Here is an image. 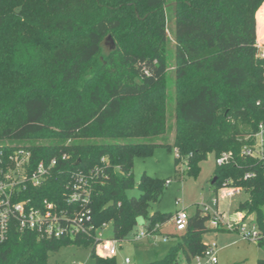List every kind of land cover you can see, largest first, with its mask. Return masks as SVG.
I'll return each mask as SVG.
<instances>
[{
  "label": "trees",
  "instance_id": "trees-1",
  "mask_svg": "<svg viewBox=\"0 0 264 264\" xmlns=\"http://www.w3.org/2000/svg\"><path fill=\"white\" fill-rule=\"evenodd\" d=\"M263 3L0 0V34L17 26L30 63L21 69L7 67L24 81L17 97H0V160L7 166L8 156L19 147L31 151L29 171L41 161L57 159L45 180L27 184L22 198L34 206L48 199L71 213L90 209L95 227L112 222L113 240L122 241L138 230L140 216L150 227L173 215L151 210V203L164 195L167 180L144 174L137 182V156L147 157L159 145L174 147L177 167L186 162L197 173L209 153L231 151L235 159L217 165L212 186L217 191L224 185L244 189L249 199L240 209L255 211L262 223L264 145L262 156L243 155L242 149L256 144L264 124V49L257 44V38L264 43ZM170 19L176 40L175 145L153 142L168 124ZM109 35L116 47L102 61ZM211 75L218 85L210 81ZM51 123L61 129L57 139L37 140ZM250 172L255 175L245 178ZM80 173L87 177L90 197L85 204H68V186ZM135 187L141 193L130 197ZM209 219V213L198 209L189 216L187 228L173 234L175 244L166 256L145 264H193L208 246L202 235L220 229L209 227ZM67 243L92 245L95 264H117L115 256L97 253L92 235L39 238L35 231L22 232L16 221L0 238V264H49V255Z\"/></svg>",
  "mask_w": 264,
  "mask_h": 264
},
{
  "label": "rangeland",
  "instance_id": "rangeland-1",
  "mask_svg": "<svg viewBox=\"0 0 264 264\" xmlns=\"http://www.w3.org/2000/svg\"><path fill=\"white\" fill-rule=\"evenodd\" d=\"M169 18H171V15ZM174 27L175 23L173 19H170L168 23V35L171 42L168 44L166 50L170 64L166 77V86H168L167 102L169 103L168 124L163 135L153 138V142L155 143L166 140L173 145L176 143L177 133V120H175L177 77L175 69L176 40ZM21 35L18 27L15 25H11L6 32L3 31L0 34V97L15 98L22 92L20 89L23 87L22 82L24 81V77L11 75V73H8L7 68L10 64L19 68L23 67V64H30L27 62L29 56H27V51L23 48L25 43L21 41ZM105 42L102 45L100 53L102 61L109 55L110 50ZM257 44L262 50L264 49V43H259L258 39ZM10 60L12 61L7 64V61ZM1 65L3 66L2 68ZM205 75L209 77L210 73L206 72ZM210 79V81H214V84L218 85L217 77L211 75ZM182 96L180 95V97ZM222 111L226 113V108L223 107ZM60 131L61 129L55 123H51L49 130L36 139L40 142L57 139L56 136ZM2 141L9 142L6 139ZM176 152L177 150L174 147L168 148L166 145H159L147 157L137 156L135 159L133 172L137 182L141 180L144 174L169 180V182L166 181L162 198L151 203L152 211L175 214L178 210L185 208L190 215H193L198 209H204L207 206L219 209L227 223H234L240 212L246 213L244 224L250 225L252 221L256 220L255 211L248 212L240 209V205L249 199V194L244 189L233 195V197H229L225 196L222 188L217 191L212 186L211 182L215 178L217 170L216 152L209 153L207 159L200 161L197 173L188 170L186 162L180 163L177 167ZM177 169L180 172H177ZM140 193L139 188L135 187L128 192V195L130 197L133 195L139 196ZM215 199H218V203H215ZM209 220V227H220V229L210 230L204 233L202 237L207 244H217L219 264H259L261 260H264V243L250 242L244 239L237 229L231 231L228 230L227 225H218L214 220ZM137 222L138 226L136 230L146 227L148 224L143 216H140ZM173 224L171 222L167 224L166 232L172 230L175 233ZM101 232L100 238L102 240L113 239V223L108 222ZM133 235L134 233L122 241H117V253L115 256L117 264H124V260L127 257L132 260L131 264L149 263L150 261L165 257L170 247L175 244L173 235L170 236V240L164 241L163 238L158 237L154 242H149V239L146 238L135 240L133 239ZM91 251L92 245L67 243L61 249L49 255V264H95V258L91 256ZM99 251L100 248L97 250V253Z\"/></svg>",
  "mask_w": 264,
  "mask_h": 264
},
{
  "label": "built area",
  "instance_id": "built-area-1",
  "mask_svg": "<svg viewBox=\"0 0 264 264\" xmlns=\"http://www.w3.org/2000/svg\"><path fill=\"white\" fill-rule=\"evenodd\" d=\"M264 145V124L259 126L256 133V144L254 146H244L242 154L263 155ZM64 157V156H63ZM10 162L5 165V161L0 160V238H5L9 231L10 224L16 221L17 226L22 232L35 231L39 238H65L75 237L77 235H92L98 241L96 251L100 248L99 255L106 257H114L117 253L118 240H102L101 230L107 226L95 227L92 223L90 209H81V211L69 212L67 208L58 206L55 202L44 200L40 206L30 204V200L22 198V191L26 190L27 184L39 185L45 180L50 170L57 164V159L53 158L49 162L41 161L29 171L31 161V151L19 147L12 151L8 156ZM235 159L234 152L224 151L217 156V165H223L232 162ZM254 172L247 173L245 178L254 176ZM75 181L68 186L70 193L66 198L68 204L73 202L86 203L90 197V191L86 188L87 177L84 173L75 176ZM169 182V180H167ZM225 196L233 197L239 193L242 188L237 186L222 187ZM215 203L218 199L214 200ZM205 213L211 215V219L218 225H227L228 230L237 229L240 235L250 242L259 243L264 240V221L261 223L257 219L252 221L250 225L244 224L245 218L235 220L234 223H227L219 209L211 207L204 208ZM189 213L185 208L178 210L172 217L177 233L183 232L188 226ZM165 223H156L138 229L133 235L135 240H143L144 238L157 239L163 238L164 241L169 240V234H163L161 229ZM131 259L126 258L125 264H130ZM80 264V263H79ZM179 264H189L184 261ZM193 264H219V254L217 244H208L205 251L194 257Z\"/></svg>",
  "mask_w": 264,
  "mask_h": 264
},
{
  "label": "crops",
  "instance_id": "crops-1",
  "mask_svg": "<svg viewBox=\"0 0 264 264\" xmlns=\"http://www.w3.org/2000/svg\"><path fill=\"white\" fill-rule=\"evenodd\" d=\"M263 6H264V5H262L261 8H262ZM261 8H260V9H261ZM260 9H259V10H260ZM259 10H258V11H259ZM258 11H257V13H258ZM257 13H256V16H257ZM257 25H258V16H257ZM257 39H258V38H257ZM217 203H218V202H217ZM175 214H176V213H175ZM175 214H173L172 217H173ZM189 215H190V214H189ZM172 217H171L168 221H166L165 225H164L163 228L161 229V232H162L163 234H166V235L169 234V238H170L171 235L177 233L176 231H175V233H174L172 230H171V231H167V232H166V230H165V229H166V226H167V224H168L169 222L174 223V222L171 220ZM241 218H246V213H245V212H240V213L238 214V217H237L235 220H240ZM173 225H174V227H175V224H173ZM146 239H149V242H152V241L154 242V241L156 240V239H153L152 237H150V238H146ZM170 239H171V238H170ZM170 239H169V240H170ZM127 258H128V257H127ZM131 263H132V260H131ZM131 263H130V264H131ZM124 264H125V260H124Z\"/></svg>",
  "mask_w": 264,
  "mask_h": 264
},
{
  "label": "water",
  "instance_id": "water-1",
  "mask_svg": "<svg viewBox=\"0 0 264 264\" xmlns=\"http://www.w3.org/2000/svg\"><path fill=\"white\" fill-rule=\"evenodd\" d=\"M106 45L109 46L110 49H114L116 47V43H115V40L114 38L112 37V35L110 36H107V39H106ZM216 179V178H214Z\"/></svg>",
  "mask_w": 264,
  "mask_h": 264
}]
</instances>
